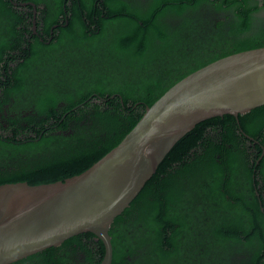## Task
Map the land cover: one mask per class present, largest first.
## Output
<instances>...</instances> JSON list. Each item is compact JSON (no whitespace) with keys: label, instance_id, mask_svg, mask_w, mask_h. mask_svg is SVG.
I'll return each mask as SVG.
<instances>
[{"label":"trees","instance_id":"trees-1","mask_svg":"<svg viewBox=\"0 0 264 264\" xmlns=\"http://www.w3.org/2000/svg\"><path fill=\"white\" fill-rule=\"evenodd\" d=\"M258 2L0 0V184L80 173L178 79L264 46ZM208 6L224 17L197 13ZM109 234L110 264H264V104L185 133ZM103 253L83 232L9 264Z\"/></svg>","mask_w":264,"mask_h":264},{"label":"water","instance_id":"water-1","mask_svg":"<svg viewBox=\"0 0 264 264\" xmlns=\"http://www.w3.org/2000/svg\"><path fill=\"white\" fill-rule=\"evenodd\" d=\"M263 104L264 46L233 52L170 85L145 106L114 147L80 173L47 183H1L0 264L83 232H92L103 243L98 264H110L111 222L137 196L172 146L205 119L238 117Z\"/></svg>","mask_w":264,"mask_h":264},{"label":"flooded vegetation","instance_id":"flooded-vegetation-1","mask_svg":"<svg viewBox=\"0 0 264 264\" xmlns=\"http://www.w3.org/2000/svg\"><path fill=\"white\" fill-rule=\"evenodd\" d=\"M259 8H257L256 10H253V17L258 20V17L262 18V20L264 19V5L262 4L263 3V0H259ZM35 10H33L34 12ZM203 12V13H202ZM35 13V12H34ZM197 13H206L208 15H210V19H220V18H223L224 17V14L225 12H222V11H218L216 9H214L213 6H208L206 8H201V9H198V12ZM184 14H188V12H184ZM34 15V14H33ZM33 30L35 31V27L33 25Z\"/></svg>","mask_w":264,"mask_h":264}]
</instances>
